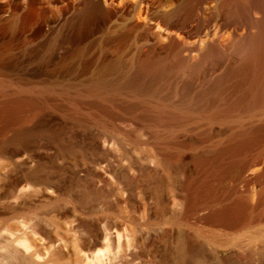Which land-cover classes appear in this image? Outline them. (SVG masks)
<instances>
[{
	"label": "rangeland",
	"instance_id": "obj_1",
	"mask_svg": "<svg viewBox=\"0 0 264 264\" xmlns=\"http://www.w3.org/2000/svg\"><path fill=\"white\" fill-rule=\"evenodd\" d=\"M169 1L104 0L112 15L84 22L89 0H0V264H264V136L225 148L264 123V97L228 74L213 102L221 112L154 117L157 103L194 96L228 69L210 60L147 88L137 59L168 41L154 16L193 0ZM216 4L194 12L182 46L198 26L227 43ZM111 62L127 73L106 72L91 90ZM21 97L35 102L9 111ZM229 206L244 211L236 221L213 216Z\"/></svg>",
	"mask_w": 264,
	"mask_h": 264
},
{
	"label": "bare ground",
	"instance_id": "obj_2",
	"mask_svg": "<svg viewBox=\"0 0 264 264\" xmlns=\"http://www.w3.org/2000/svg\"><path fill=\"white\" fill-rule=\"evenodd\" d=\"M103 1L104 0H91L90 2L89 0L88 7L87 9L85 8L84 13H82L83 16H81L84 22H88L96 16L110 17L112 15V8L105 6ZM205 1L207 0H193L186 3L179 2L171 9L162 11L154 16V18H161L165 23V30L168 32V41L165 44H160L161 52H156L155 55L147 54L142 57L140 56L135 64V67H137L136 71L139 76L142 75L144 77V79H142L144 80L143 82L150 80V85L147 83L149 85L147 88H151L155 80L158 78H166L168 75L167 72L172 73V71H174L190 72L192 74L197 73L199 70L203 69L205 64L210 60L217 62L226 61L228 63V69L224 75L212 80L208 87L203 88L194 96L187 97L179 103H166L165 101H162L154 105V117L159 120L168 118L177 119L186 113H197L198 111L199 113H201V111H208L210 112V115L221 112L219 106L220 104H214L217 103V101L214 102V99L215 97L218 98V96H216L218 93L217 91L220 88L224 77H227L228 74H233V76L236 74V76L239 75L241 77L240 81L245 85L242 88L244 90V94L246 93V95H250L254 99L260 97L262 98V96L264 97V0H217L214 19L217 21L220 31L226 30L230 32L227 43L225 45H221L219 43V40L215 37L220 35L219 31H215L214 34L210 32L207 33V36L211 38L209 41L205 38L198 37L201 32L198 26V29L188 31L196 37L195 40L189 45L182 46L177 34H179L181 29H184L187 22L192 18L194 12L198 9H202ZM161 4L163 6L169 5L170 1L161 0ZM135 27L136 26L133 25L130 29H135ZM183 51H186L189 54H193L196 51L199 52L201 57L200 61L190 63L186 59H182L180 54ZM107 64L105 66L103 65L98 73L92 77L91 82L89 83V88H91V90L100 91L103 86L102 83L106 82L105 80H103V82L101 79V76L105 75L104 73L115 71L120 72L121 65L118 63L111 62L108 65ZM165 73L167 74L166 76H164ZM187 84L185 85L186 87L188 86ZM155 85L156 84L154 83L153 87ZM177 90L178 88H175V91ZM238 101V99L232 101L227 110L229 111L231 110L230 108L236 107L239 103ZM34 102V99L21 97L14 101H10L8 105L6 104V107L9 111L14 112L15 114V112L21 111L19 108L23 105H28ZM223 108L224 107L221 105V109ZM248 131H242L238 134L235 133L233 136L234 141L232 140L233 142H230V144L225 147L226 151L238 154L240 151L246 149V147L254 143V141L258 138L263 137L264 123L251 128V130L249 132ZM237 206L239 207V204H237ZM238 207H225L220 211L214 212L213 216L221 221L234 222L244 212L241 210L240 212L238 210L240 207ZM16 242L18 243V240ZM16 242L15 244L17 245ZM23 242H21L22 245ZM24 243H26V241ZM9 248L10 247L7 249ZM28 249L30 250V247H27L25 252H28ZM6 255L8 256V254ZM52 256L54 257V255ZM33 264L43 263L35 261ZM199 264H207V262L201 260L199 261Z\"/></svg>",
	"mask_w": 264,
	"mask_h": 264
}]
</instances>
